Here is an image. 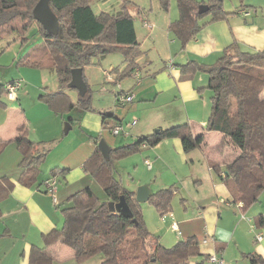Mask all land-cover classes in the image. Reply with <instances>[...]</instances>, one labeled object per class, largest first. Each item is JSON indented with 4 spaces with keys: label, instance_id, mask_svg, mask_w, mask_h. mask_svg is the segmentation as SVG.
I'll use <instances>...</instances> for the list:
<instances>
[{
    "label": "trees",
    "instance_id": "1",
    "mask_svg": "<svg viewBox=\"0 0 264 264\" xmlns=\"http://www.w3.org/2000/svg\"><path fill=\"white\" fill-rule=\"evenodd\" d=\"M37 1L0 0V36L15 34V38L26 45L28 38L25 33L35 21L33 7ZM157 1L161 8L168 9L169 0ZM175 1L178 16L169 21L167 27L182 46L206 23L224 19L227 14L221 7V0H208L205 3L197 0ZM48 3L56 15L58 32H48L35 21L41 42L29 43L17 61L21 66L49 69L55 73L58 90L40 95L47 103L58 102V96L70 89L67 83L72 68L80 67L83 70L95 57L119 50L124 56V66L121 69L113 66L109 72L115 74V81L132 72L136 65L135 58L141 50L133 16L126 5L117 12H95L90 0H48ZM200 4H205L207 10L199 13ZM207 12L211 19L201 25L198 19ZM179 67L182 71L201 68L208 75L210 112L204 128L194 134L187 120L156 127L150 133L137 135L133 142L111 147L108 159L102 156L95 144L82 167L100 184L104 198L96 196L89 185L77 189L60 208L62 226L44 236L46 244L60 241L68 245L76 264H203L207 260L209 253L200 251L196 235L177 240L170 247L161 244L146 227L140 203L135 200V192L114 176V160L145 144L153 146L164 137H177L183 151L188 152L203 146L206 131L219 132L223 142L236 152L229 154L222 162L209 159L208 165L226 186L229 200L241 202L242 210H246L264 190V46L261 49H242L233 39L213 63L199 64L189 60L179 64ZM2 86L4 84H0V90ZM119 93L127 91L120 89L115 98ZM89 99L86 91L78 97V104L89 107ZM67 106L72 108L74 104L68 101ZM101 113L102 126L111 130L113 125L109 126L106 122V114L117 116L111 111ZM9 141L20 152L17 165L19 182L23 185L33 184L40 162L50 149L49 145L31 140L23 123ZM7 142L0 139V153ZM68 169L67 166H54L50 173L64 176ZM0 179L5 181L4 176ZM10 187V183L0 181V198L9 192ZM173 191L172 186L159 188L151 192L148 201L163 214L170 211ZM120 197L128 205L131 217L109 209L108 202H117ZM256 221L259 226L264 224L261 213L256 215ZM196 256L200 259L191 261ZM248 256L252 264L264 262L255 253H248ZM93 257L97 258L94 263L89 261Z\"/></svg>",
    "mask_w": 264,
    "mask_h": 264
},
{
    "label": "rangeland",
    "instance_id": "2",
    "mask_svg": "<svg viewBox=\"0 0 264 264\" xmlns=\"http://www.w3.org/2000/svg\"><path fill=\"white\" fill-rule=\"evenodd\" d=\"M197 1L205 3L208 0ZM131 3L135 6L128 3L127 7L132 13L134 27L137 30L138 41L141 45V54L136 57V65L133 69V72H137L138 78L131 74L115 81L114 74L109 70L111 65L118 68L124 66V56L119 50L107 53L103 57H95L91 64L83 68L82 72L87 87L86 91L90 96L89 107L78 104L80 95L75 88L67 89L64 95L58 96V102L47 103L40 95L58 90L59 83L55 73L49 69L21 66L17 63L29 43L41 42L36 20L25 33L28 38L26 45H22L15 38V34L0 36V83L4 84L11 79L21 81V86L16 91V97L12 99L7 97L5 89L3 86L1 87L0 131H4L6 126L11 127L10 124L14 122L17 114L22 115L25 122L31 126L29 127L31 132L35 130L39 136L36 142H43L50 148L40 162L37 177L44 178L50 175V165L55 160L65 161L68 163L69 169L64 176L67 174L74 176V179L70 181L69 188L75 190L89 185L100 199L104 198L103 189L91 175L86 173L85 178L79 179L77 177V172L83 173L81 162L83 156L86 154L88 156L100 139H103L110 147L133 142L132 136L125 137L127 135L114 134L108 127H103L100 123V113L113 111L117 116H119L118 114L122 115L124 123L137 118V123L133 127L141 126L142 130H146V123L144 124L142 120L146 119L149 109L153 106L148 104L139 111L135 105L141 101H145L146 104L153 102L155 94L151 93L142 99L135 97L132 101L125 103L118 102L115 94L120 89L125 91L124 84H133L137 79L140 81L146 79L144 75L146 68L156 69L163 65L169 56L175 57L174 46L177 41L180 42L170 30H167V36L165 34V29H167L165 23L178 16L175 0H169L167 10L161 8L157 0H131ZM120 4L121 0L90 1V5L95 11L113 12L121 8ZM136 6H139L143 12H137ZM221 7L227 11V14L224 19L219 20L229 18L243 21L244 16L239 13L241 8L243 11L248 9L254 17L264 20V0H221ZM144 18L148 20V24H154L151 29L148 28L150 29L148 31L142 25ZM209 19H211V15L207 12L199 17L198 22L202 25ZM249 19V17L246 18V23ZM212 22L206 23L203 27ZM156 33L158 35L153 37ZM174 42L175 44H173ZM168 48L169 51L167 52ZM169 52H171L170 55ZM195 59L201 62L212 60ZM195 72L202 73L203 70L197 68ZM209 91V88L200 90V96L205 98L208 107L210 106ZM157 100L158 97L155 104ZM68 101H71L74 107H68ZM180 104L176 103L179 109ZM177 107L175 108L176 111L178 110ZM175 110L172 113H175ZM179 113H182V110L178 111V115ZM111 118V116H107V119L111 120ZM67 124L70 127L64 133V127ZM216 136L217 134L207 135L205 148L203 146L202 148H194L186 152L185 158L181 153L176 152L172 138L164 137L153 146L149 144L146 146L145 144V147L140 146L136 151L114 160V176L128 189L133 185L137 188L142 184H147L154 191L163 187H173L170 211L163 213L166 217L148 200L140 203L141 214L146 227L158 237L164 246L170 247L177 240L191 235H196L201 241L205 235V230L208 232V229L212 230L215 225L217 231L215 237L210 234L205 237L208 241L220 238L221 241L227 242L222 251L225 263L227 264L229 257L231 260L228 264H252L248 253L255 246L254 233L261 231L262 226L252 230L250 225L254 223L256 214L264 209V190L260 192L258 199L246 211L239 210L238 205L231 202L229 197L224 199L225 202L216 197L211 179L217 180V174L211 167H208V159L222 161L224 157L229 154L232 155V151H235L229 148L220 136L219 139ZM41 139L45 140L39 141ZM118 140L123 141L119 144L116 143L119 142ZM9 149L5 148L0 154V173L7 172L5 170L15 173L18 169L15 163H10L12 150ZM145 160L149 161L150 168L146 166ZM64 176L60 175L61 181L59 179L58 183H65ZM172 221L178 223L179 230L170 229ZM96 259L93 257L89 261L94 263ZM199 259L200 257L196 256L192 257L191 261ZM155 264L159 263L156 262ZM203 264H207V260Z\"/></svg>",
    "mask_w": 264,
    "mask_h": 264
},
{
    "label": "crops",
    "instance_id": "3",
    "mask_svg": "<svg viewBox=\"0 0 264 264\" xmlns=\"http://www.w3.org/2000/svg\"><path fill=\"white\" fill-rule=\"evenodd\" d=\"M128 3L132 6H135L133 5V3H131V0H121L120 5L121 7L123 5L127 6ZM128 9L130 11L129 7ZM136 9L138 12L139 6H136ZM118 10L113 12H117ZM245 10L246 11H243L242 8L239 9V13L244 16L243 21L241 19L232 20L229 18L227 20L225 19L226 21H215L206 25L200 31H198L197 34L185 44V46H182V44L177 41L173 50L175 57L169 56L167 58V61L156 69L151 70L150 67L146 68L144 74L146 76V79H143L141 81L137 79V81L133 84H124V87L126 88L125 90L132 94V100L135 97L142 99L143 97L145 98L151 93L155 94V100L153 98V102L146 104L145 101H141L140 103H137L135 105L136 109L139 111L144 109L148 104H152L153 106V108L149 109L146 119L142 120L144 124L146 123V130H142L141 126L133 127L137 123V118H135L136 123L128 128L129 134L125 137L132 136V140H134L137 135L150 133L156 127L170 126L183 120L189 121L194 134L200 132L204 128L210 112V106L208 107L206 100H204L205 98H202L200 96V90L202 88H207V73L204 70L202 73L195 72L197 68L194 70L182 71L179 67V64L185 63L189 60H193L195 63L199 64H211L216 60L221 50L229 45L233 39L238 41L239 45L242 48L261 49L264 46V20H259L257 17H254L252 15V12H250L248 9ZM100 11L107 10H99L95 12ZM140 12L143 11L141 10ZM247 12L248 14H245ZM247 17H249L250 19L246 23ZM169 21L171 20H168L167 23H169ZM148 23L149 22L147 19H142V25L147 31L150 30L154 25ZM167 23H165V26L167 28L165 29L166 36L168 30ZM149 27L150 29H148ZM135 32L137 36L136 28ZM157 35L158 33L154 34L153 37H156ZM175 38L177 39V37ZM137 39L139 40L138 37ZM173 44H175V42ZM138 47L140 49V42ZM168 51L169 48L167 49V52ZM170 53L171 52H169V55ZM195 58L212 60L209 62H201L196 60ZM111 67L113 66L111 65L110 68ZM131 74H134L133 70L129 75ZM142 84L143 86H141ZM208 95L210 101V91L208 92ZM157 97L158 100L155 104ZM200 97L202 98V100L200 99ZM176 103H181L180 109L176 106ZM176 107L178 108L177 111L175 110ZM173 110H175V113H172ZM180 110H182V113H179L178 115V111ZM100 114V123H102V113ZM118 115L119 116L116 115L117 117H115L112 114H106V122L109 126H112L118 122L124 123L122 120V115ZM107 116H111V120L107 119ZM205 117L206 121L204 123ZM22 123L27 128L28 137L36 142L37 137H39L36 131L34 130V132H31L29 128L31 126H29V124L25 122L24 117L19 114L16 115V119L14 120V122L10 124L11 127L6 126L3 129L4 131H0V139L8 141L3 150L5 148H10L9 150H12L10 163H15L16 165H18L20 153L18 152L14 143L9 140L16 135L17 127ZM210 134H217L216 138H222V135L219 132L206 131L203 148H205L207 144V135ZM44 140L45 139H41L39 141ZM172 140L176 152L181 153L184 156L186 152H184L182 149L180 139L177 137H173ZM118 141L119 142L116 143L121 144L120 142H122L123 140ZM142 147H145V145ZM3 150L1 151V153L3 152ZM93 150L94 147L92 148L91 152ZM235 152L236 151H232L233 154H235ZM86 155L83 156L84 158H82L81 160L82 163L85 157H87ZM183 158H185V156ZM67 164L68 163H66L65 161L55 160L50 165V169L54 166H67ZM5 171L7 172L0 173V177L4 176L5 181H2L1 179L0 181L3 183H10L11 187L9 189V192L5 196L0 198V264H76L73 258L72 249L68 245L60 241L46 244L44 240V236L46 234H48L53 229H58L62 226L63 214L60 208L67 202L66 199L68 198V196L77 190H73L74 188H69L70 181L74 179V176H70V174L64 176L63 178L65 179V183H58L60 176H55L57 179V183L56 190L54 192V201L52 195L46 191L45 185V180L51 176V173L44 178L37 177L36 181L31 185H23L19 182V168L16 169L15 173L8 172V170ZM77 173V177L79 179L85 178L88 174H86L84 170L83 173L81 171ZM216 179L217 180L215 181L211 179L213 192L215 193L216 197L221 198L222 202H225L224 199H228V197H230L229 192L226 186L222 182H220L218 178ZM129 189L135 192L136 186L133 185ZM150 190L151 192L154 191L151 188ZM238 209L241 211H246L242 210L241 206H238ZM259 213H261L264 218V209L259 211L257 214ZM174 223L177 227L176 230H179L178 223L176 221H174ZM256 223L257 221L255 216L254 225L256 226V228L261 227ZM261 228L262 229L259 232H261L262 234V239L255 242V246L253 250L250 251V253L259 255L264 261V224ZM170 229L173 228L170 226ZM216 233L217 231L215 225L213 226L212 230L208 229V232H206L205 230V235L203 236V238H205L206 241L203 242V238L201 241H199L200 251L202 253H212L216 250L223 251L224 246L227 244V242L221 241L220 238H214L208 241L205 237L209 234L215 237ZM219 247H222V249H218ZM221 253L224 259L223 252ZM227 260L228 264L230 263L231 258L228 257ZM207 264H209L208 261ZM257 264H264V262H259Z\"/></svg>",
    "mask_w": 264,
    "mask_h": 264
},
{
    "label": "water",
    "instance_id": "4",
    "mask_svg": "<svg viewBox=\"0 0 264 264\" xmlns=\"http://www.w3.org/2000/svg\"><path fill=\"white\" fill-rule=\"evenodd\" d=\"M206 10L207 6L205 4H200L198 6L199 13ZM33 15L34 19L48 32H52L53 34H56L58 32L57 18L49 6L48 0H38L33 7ZM70 72V80L67 83V86L77 89L79 95L82 96L87 89L82 75V68L75 67L72 68ZM69 127L70 126L68 124L64 127V133L67 132ZM97 148L102 156L105 159H108L110 147L103 139H100L97 142ZM150 194L151 190L147 184L139 185L135 190V200L139 203H142L148 200ZM108 207L110 210L120 212L124 216H132V213L123 197H120L117 202L109 201Z\"/></svg>",
    "mask_w": 264,
    "mask_h": 264
},
{
    "label": "built area",
    "instance_id": "5",
    "mask_svg": "<svg viewBox=\"0 0 264 264\" xmlns=\"http://www.w3.org/2000/svg\"><path fill=\"white\" fill-rule=\"evenodd\" d=\"M245 14H248L245 13ZM147 25V24H146ZM135 77H138V74L137 72H134L133 74ZM21 86V81L20 80H10L6 83H4V89H5V93L7 95V97L9 99H12L14 97H16V91L17 89ZM132 94H130L129 92L127 93H119L117 96H116V99L118 102H121V103H125V102H128V101H132ZM136 123V119L133 118L131 120H129L128 122L126 123H116L114 124L112 127H111V132L114 133V134H123V135H128L129 132H128V128L133 126L134 124ZM145 164L148 168H150V163L149 161L145 160ZM56 183H57V179L55 176L51 175L50 177H48L46 180H45V185H46V191L48 193H50L52 195V198L53 200L55 201V195H54V192L56 190ZM238 206H241V202H238L237 203ZM164 217H166L165 214H163ZM170 226L173 228V229H177L174 221H172L170 223ZM251 229H255L256 226L254 225V223H251ZM262 239V234L261 232H255L254 235H253V240L255 242L257 241H260ZM206 239L203 238V242H205ZM222 251L221 250H216L212 253H209L208 255V258H207V261L209 264H225V261L222 257Z\"/></svg>",
    "mask_w": 264,
    "mask_h": 264
}]
</instances>
